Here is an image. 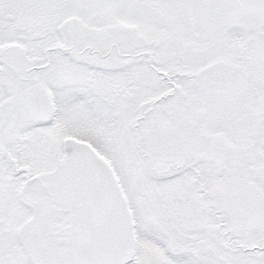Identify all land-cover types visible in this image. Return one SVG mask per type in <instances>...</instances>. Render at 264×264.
Masks as SVG:
<instances>
[{
  "label": "snow or ice",
  "instance_id": "1",
  "mask_svg": "<svg viewBox=\"0 0 264 264\" xmlns=\"http://www.w3.org/2000/svg\"><path fill=\"white\" fill-rule=\"evenodd\" d=\"M0 264H264V0H0Z\"/></svg>",
  "mask_w": 264,
  "mask_h": 264
}]
</instances>
